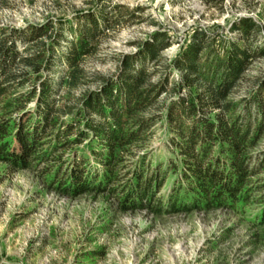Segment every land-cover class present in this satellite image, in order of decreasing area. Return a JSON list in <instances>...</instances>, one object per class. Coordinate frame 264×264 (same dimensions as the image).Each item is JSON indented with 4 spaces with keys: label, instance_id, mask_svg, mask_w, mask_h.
<instances>
[{
    "label": "trees",
    "instance_id": "1",
    "mask_svg": "<svg viewBox=\"0 0 264 264\" xmlns=\"http://www.w3.org/2000/svg\"><path fill=\"white\" fill-rule=\"evenodd\" d=\"M116 15L104 6L68 26L0 25V162L32 169L70 150L68 158H53L69 168L65 191L120 192L125 210L264 207V151L254 150L264 137V75L234 97L251 63L264 56L261 24L237 18L234 38L196 29L170 61L162 53L173 40L155 31L119 58L116 74H94L97 88L73 97L87 76L83 59L127 20ZM161 120L167 159L134 153ZM170 173L176 180L164 203L157 194Z\"/></svg>",
    "mask_w": 264,
    "mask_h": 264
},
{
    "label": "rangeland",
    "instance_id": "2",
    "mask_svg": "<svg viewBox=\"0 0 264 264\" xmlns=\"http://www.w3.org/2000/svg\"><path fill=\"white\" fill-rule=\"evenodd\" d=\"M104 6L127 20L107 31L97 52L83 59L87 76L71 89L73 97L97 88L94 74H116L119 58L136 52L155 31L173 40L162 53L169 61L196 29L234 38L233 22L243 16L261 24L258 40H264V0H0V25L51 20L68 26ZM263 75L264 56L251 63L234 97L244 96ZM168 142L161 120L150 141L134 153L150 152L154 160L165 161ZM254 150L264 151V137ZM71 153L58 154L68 158ZM54 156L18 171L0 162V264H264L261 204L163 214L148 208L125 210L120 192L65 191L69 168L58 166ZM175 180L170 173L157 194L164 203Z\"/></svg>",
    "mask_w": 264,
    "mask_h": 264
}]
</instances>
